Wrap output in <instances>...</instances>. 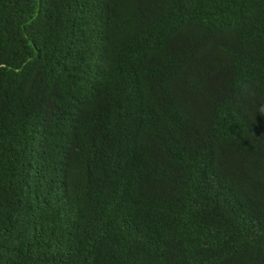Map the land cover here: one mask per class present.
<instances>
[{"label": "trees", "instance_id": "obj_1", "mask_svg": "<svg viewBox=\"0 0 264 264\" xmlns=\"http://www.w3.org/2000/svg\"><path fill=\"white\" fill-rule=\"evenodd\" d=\"M261 105L264 0H0V264H264Z\"/></svg>", "mask_w": 264, "mask_h": 264}, {"label": "clouds", "instance_id": "obj_2", "mask_svg": "<svg viewBox=\"0 0 264 264\" xmlns=\"http://www.w3.org/2000/svg\"><path fill=\"white\" fill-rule=\"evenodd\" d=\"M240 88H241V91H240L241 95H249V96L255 95V93L252 89V86L247 82L242 83ZM259 111L261 113H264V105L260 106Z\"/></svg>", "mask_w": 264, "mask_h": 264}]
</instances>
